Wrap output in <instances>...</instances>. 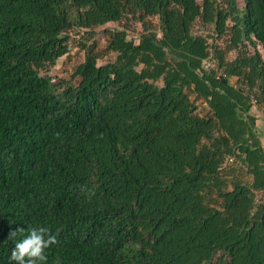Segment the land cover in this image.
Masks as SVG:
<instances>
[{"label": "trees", "instance_id": "16d2710c", "mask_svg": "<svg viewBox=\"0 0 264 264\" xmlns=\"http://www.w3.org/2000/svg\"><path fill=\"white\" fill-rule=\"evenodd\" d=\"M259 108L264 0H0V264H264Z\"/></svg>", "mask_w": 264, "mask_h": 264}, {"label": "clouds", "instance_id": "9594fccd", "mask_svg": "<svg viewBox=\"0 0 264 264\" xmlns=\"http://www.w3.org/2000/svg\"><path fill=\"white\" fill-rule=\"evenodd\" d=\"M23 231V229H20ZM16 231L11 232L15 235ZM56 243V236L44 226L32 227L27 235L15 242L11 251V260L19 264H44L47 260L45 249ZM27 258V259H26Z\"/></svg>", "mask_w": 264, "mask_h": 264}, {"label": "rangeland", "instance_id": "374dc122", "mask_svg": "<svg viewBox=\"0 0 264 264\" xmlns=\"http://www.w3.org/2000/svg\"><path fill=\"white\" fill-rule=\"evenodd\" d=\"M70 44H72V41H71V43ZM105 44V39L104 38H101L100 40H99V44H98V47L100 48V47H102V45H104ZM72 50H73V47H72ZM76 57H78V54H77V56ZM79 57H81L82 58V55H79ZM108 58H103V62H105L106 60H107ZM70 65V64H69ZM259 110L261 111V110H264V109H262V108H259ZM262 113H264V112H262ZM256 114L257 115H260L261 114V112H259V111H256ZM264 118V117H263ZM261 119H262V117H261ZM258 119V128H261L262 130H264V119ZM260 121H262V122H260ZM261 126V127H260ZM263 140H264V137H263Z\"/></svg>", "mask_w": 264, "mask_h": 264}, {"label": "built area", "instance_id": "2783aa9c", "mask_svg": "<svg viewBox=\"0 0 264 264\" xmlns=\"http://www.w3.org/2000/svg\"><path fill=\"white\" fill-rule=\"evenodd\" d=\"M204 64H205L204 68L208 69V67H210V68L213 67V62H211V61L210 62H205Z\"/></svg>", "mask_w": 264, "mask_h": 264}, {"label": "crops", "instance_id": "0c3cea01", "mask_svg": "<svg viewBox=\"0 0 264 264\" xmlns=\"http://www.w3.org/2000/svg\"><path fill=\"white\" fill-rule=\"evenodd\" d=\"M263 143H264V140H263Z\"/></svg>", "mask_w": 264, "mask_h": 264}]
</instances>
